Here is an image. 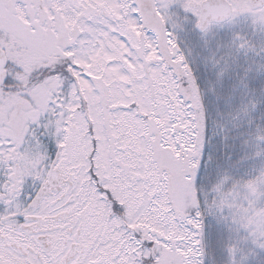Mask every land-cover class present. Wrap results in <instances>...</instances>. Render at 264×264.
Here are the masks:
<instances>
[{"label":"snow or ice","instance_id":"snow-or-ice-1","mask_svg":"<svg viewBox=\"0 0 264 264\" xmlns=\"http://www.w3.org/2000/svg\"><path fill=\"white\" fill-rule=\"evenodd\" d=\"M0 264H264V0H0Z\"/></svg>","mask_w":264,"mask_h":264}]
</instances>
